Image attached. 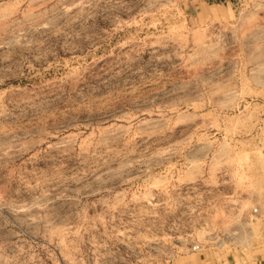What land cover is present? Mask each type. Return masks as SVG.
<instances>
[{
	"label": "rangeland",
	"instance_id": "374dc122",
	"mask_svg": "<svg viewBox=\"0 0 264 264\" xmlns=\"http://www.w3.org/2000/svg\"><path fill=\"white\" fill-rule=\"evenodd\" d=\"M0 264H264V0H0Z\"/></svg>",
	"mask_w": 264,
	"mask_h": 264
},
{
	"label": "built area",
	"instance_id": "2783aa9c",
	"mask_svg": "<svg viewBox=\"0 0 264 264\" xmlns=\"http://www.w3.org/2000/svg\"><path fill=\"white\" fill-rule=\"evenodd\" d=\"M254 212H257V210H254Z\"/></svg>",
	"mask_w": 264,
	"mask_h": 264
}]
</instances>
